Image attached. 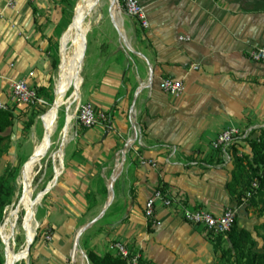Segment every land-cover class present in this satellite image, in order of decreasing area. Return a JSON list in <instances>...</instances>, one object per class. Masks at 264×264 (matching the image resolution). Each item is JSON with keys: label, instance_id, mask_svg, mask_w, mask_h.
I'll return each mask as SVG.
<instances>
[{"label": "crops", "instance_id": "0c3cea01", "mask_svg": "<svg viewBox=\"0 0 264 264\" xmlns=\"http://www.w3.org/2000/svg\"><path fill=\"white\" fill-rule=\"evenodd\" d=\"M8 1L0 0L2 102L8 100L13 82L24 80L32 87L48 89L55 73L50 67L57 34L52 19L58 0H23L15 9L8 8ZM138 1L150 26L144 29L131 17L145 32L134 46L135 51L140 50V54L136 52L134 79L142 83L137 113L145 130L135 152L138 160H152L157 168L140 165L132 196L135 213L115 231L112 240L140 252L142 260L150 264H218L221 251L217 238L185 222L177 207L159 205L157 217L162 225L149 228L144 205L162 180L166 191L181 196L190 209H203L215 216L228 208L238 214L245 212L231 201L226 189L233 165L223 166L211 143L227 129L264 126V64L251 57L253 51L264 47V0ZM132 32L125 29L126 34ZM91 44L94 61L85 64V104H93L97 114L114 115L112 130H127L120 109L126 68L120 57L102 52L98 37ZM165 78L182 81L184 94L174 98L164 93L160 83ZM240 152L251 155L248 143L241 145ZM128 166L131 169V159ZM238 224L251 231L241 216ZM61 236L55 244L62 249L40 252L35 264L67 262L69 238ZM94 242L92 249L98 256L111 252L117 257L116 250L107 249L109 241L103 250ZM228 246L225 239L223 247Z\"/></svg>", "mask_w": 264, "mask_h": 264}, {"label": "rangeland", "instance_id": "374dc122", "mask_svg": "<svg viewBox=\"0 0 264 264\" xmlns=\"http://www.w3.org/2000/svg\"><path fill=\"white\" fill-rule=\"evenodd\" d=\"M78 1L58 0L54 7L55 16L52 20L57 27V34L51 50L54 57L58 58L59 66L61 60L60 39L73 21ZM116 2L121 11L120 14L113 12L115 7L111 6V0H102L100 12L94 14L90 19V29L86 36L87 45L88 41L90 42L89 51L87 46L86 54L84 47L81 52L83 67L79 78L81 86L78 98L81 101L80 104L88 103L84 90L86 87L84 70L86 63L94 61V45L91 43L96 36L101 43L102 52L107 54L110 51L111 56L120 57L121 64L126 68V82L120 91L123 107L120 109L124 111V121L129 129L123 128L119 131L114 127V130H109L104 125L89 129L79 122L77 119L79 102L75 99L76 90L74 88L76 66L71 65L69 88L63 99V104L58 110V118L47 156L35 167L31 182L29 200L36 204V220L39 223L32 245L38 239L42 246L40 247L42 253L54 249L61 250L62 246L55 244L61 236V230H58L59 227L57 228L56 225L57 223L73 224V231L69 237L66 235V230L62 232L65 233L62 234L63 237L66 235L69 238L66 253L68 258L65 264H77L73 258L75 245H77L79 253L78 262L85 264H91L88 253H96L92 249L94 241H97L96 245L101 250L105 248L106 241H109L107 249L114 251L115 242L112 237L116 235L115 231L131 219L135 213L132 196L136 185V173L141 167L135 150L140 149L145 130L143 131L142 122L137 113V101L141 94L142 83L138 79L136 81L134 79L136 77V52L140 54V50L135 51L134 46L137 40L140 41L143 38L145 32L139 28L137 23L132 22V18L124 10V0H116ZM125 29H132V35L126 34ZM66 53L69 58L73 55V45L70 42L67 44ZM59 66L54 73L53 83L45 95L47 105L44 108L31 109L22 104H15L11 101V94L6 101L8 107L16 111L17 116L14 128L7 132L11 136V144L6 155L2 158L0 166V264L5 263L8 251L19 255L24 250L27 210L21 206L25 196L23 189L19 186L20 172L35 147L43 140L45 130L41 117L47 114L54 105ZM98 84L99 82L96 85ZM117 106L114 108V112L117 110ZM69 114H73L74 119L71 122L66 142L61 149L63 129ZM113 116L107 113L109 120H113ZM262 129L264 126L259 127L257 133L259 134ZM131 141L133 144L129 147ZM24 151L25 153L22 155ZM60 151H62L64 166L61 175L55 179V169L58 163L55 155ZM123 153H125L123 158L118 160V156ZM130 159L131 169L128 166ZM70 172L72 175L69 174ZM54 181V186L49 187ZM42 194L46 195L41 202H38L39 196ZM107 203L108 209L98 219ZM54 207L57 208L53 209ZM242 208L245 212L237 216L244 219L251 231L255 226L264 223V217H260L258 211L253 207ZM15 212H17V216L15 223H12L15 225V232L12 241L8 243L3 239L1 227L5 225L10 214ZM90 224H92L91 227L84 233L82 232L78 243L75 244L77 231ZM62 227L66 228V226ZM48 237H50L49 240ZM259 242L261 241L259 240ZM60 243L64 244L63 240ZM106 255L112 254L107 252L100 257ZM16 264H32L30 252L27 260H21Z\"/></svg>", "mask_w": 264, "mask_h": 264}, {"label": "built area", "instance_id": "2783aa9c", "mask_svg": "<svg viewBox=\"0 0 264 264\" xmlns=\"http://www.w3.org/2000/svg\"><path fill=\"white\" fill-rule=\"evenodd\" d=\"M23 0H9L8 8L15 9ZM218 2L219 0H210ZM124 10L126 13L139 21L144 29H149V22L146 16L145 8L138 0H124ZM254 61L264 64V47L259 48L251 53ZM197 69V67H194ZM11 92V101L15 104L43 108L47 105L45 99L38 95L37 89L30 86L26 81L13 82ZM160 89L174 98L181 97L185 92V86L182 81L165 78L160 83ZM9 107L6 102L0 101V110H7ZM77 119L86 128L92 129L99 125H104L107 129L112 130L105 114H97L90 104H80L77 109ZM259 127L241 130L232 128L222 131L211 143V148L218 154V159L223 166L232 164V150L237 148L240 152V145L248 143L252 137H257ZM139 164L143 167L157 168V163L152 160L139 157ZM253 188H257V182L253 183ZM164 208H179L182 218L185 222L193 227L201 228L212 237H226L231 231L237 219V210L228 208L221 216H215L203 209H190L179 195H171L168 191H156L145 203L144 216L147 226L158 228L162 222L157 217L158 206ZM48 240L50 237L47 238ZM117 256L130 264H139L141 258L140 252L132 250L122 242L115 244Z\"/></svg>", "mask_w": 264, "mask_h": 264}, {"label": "trees", "instance_id": "16d2710c", "mask_svg": "<svg viewBox=\"0 0 264 264\" xmlns=\"http://www.w3.org/2000/svg\"><path fill=\"white\" fill-rule=\"evenodd\" d=\"M58 58L51 56L50 71L55 72L58 69ZM51 83L53 80L51 79ZM38 95L45 99L47 88H36ZM47 102V101H46ZM31 109H41L30 107ZM44 108V107H43ZM107 117V114L104 113ZM108 123L111 125L107 117ZM16 122L15 111L11 108L0 110V166L1 160L6 155L8 147L11 144V136L7 132L14 128ZM251 149V155H244L237 148L232 150V180L226 185V189L230 195L231 201L235 202L237 208L251 206L258 211L260 217H264V129L260 131L257 137L248 140ZM257 182V188H253V183ZM166 184L160 180L157 191L165 192ZM57 204V203H56ZM55 206H58L56 205ZM57 207H54L55 209ZM234 209V208H233ZM236 210V209H235ZM60 234L66 230L69 237L73 231V224L57 223ZM66 226V228L62 227ZM60 227H62L60 229ZM152 228L151 226H148ZM255 233V234H254ZM254 233L241 229L238 224V216L234 226L226 237L219 236L217 238V248L221 251V257L218 264H264V223L255 226ZM228 240L230 246L223 247L224 240ZM259 240L261 242H259ZM42 247L38 239L31 246L30 255L32 264H35L37 256L40 255ZM38 248V249H37ZM88 259L91 264H130L128 261L120 257L106 255L98 256L94 252L88 253ZM139 264H150L140 260Z\"/></svg>", "mask_w": 264, "mask_h": 264}, {"label": "bare ground", "instance_id": "6f19581e", "mask_svg": "<svg viewBox=\"0 0 264 264\" xmlns=\"http://www.w3.org/2000/svg\"><path fill=\"white\" fill-rule=\"evenodd\" d=\"M101 2L102 0H79L75 7L73 21L68 26L67 30L64 32L61 38V66L60 76L58 78L57 89L55 93V102L51 110L41 117L45 130L43 140L35 147L33 153L27 159L25 165L23 166L20 172L19 186L21 187V189H23L25 196L21 206H24L27 210L24 235V250L19 255H15L12 251H8L4 264H16L21 260L28 259V247L32 245L35 238L36 228L39 225L38 221L36 220V204L29 200V198L31 197V182L33 178L34 169L38 164H40V162L45 158V156H47V150L49 148V145L51 144V137L58 118V110L63 104V99L69 88V68L71 67V65L76 66V76L74 78V88L76 90L75 99H77L76 101H78V104L80 105L81 101L78 97L81 81L79 78L83 67V56L81 55V52L84 47V38L85 36H87V31L90 29V19L94 16V14L100 12ZM111 4L112 7H115L117 13L120 14L121 11L117 3H114L113 0H111ZM68 29L70 30L68 31ZM69 42L73 45V55L70 58L66 53L67 44ZM73 119L74 115L69 114L66 126L63 129V137L60 147L61 149L66 142V137ZM132 144L133 141L130 142L129 147ZM124 154L125 153L120 154V156H118V160L123 158ZM55 159H57L58 161L57 167L55 169V179H57L61 175L62 168L64 166L62 151L55 155ZM54 184L55 181L52 182L49 187H53ZM45 195L46 194H42L41 196H39L38 202H41V200L44 199ZM106 207L108 209V203L105 205L103 211L106 209ZM18 210H20V208H18ZM17 212H15L14 214H10V217L7 219L5 225L1 227L3 239L8 243L12 241V237L15 232V225L12 223L15 221ZM83 228L77 231L75 237V244L78 243L80 236L83 232ZM76 246L77 245H75V250L73 251V258L76 260L77 264H85L84 262H78L77 259L79 253L78 248Z\"/></svg>", "mask_w": 264, "mask_h": 264}, {"label": "water", "instance_id": "95a60500", "mask_svg": "<svg viewBox=\"0 0 264 264\" xmlns=\"http://www.w3.org/2000/svg\"><path fill=\"white\" fill-rule=\"evenodd\" d=\"M113 2H114V3H117L116 0H113ZM69 30H70V29H68V31H69ZM68 31H67V32H68ZM87 46H88V45H87V38H86V36H85V38H84V51H85V54H86V51H87ZM84 56H85V55H84ZM50 190H51V189H50ZM106 210H107V207H106V209L102 212V214L100 215V217H99L98 219H100V218L104 215V213L106 212ZM98 219H97V220H98ZM91 225H92V224L85 226V228L82 229L83 233H84L86 230H88V229L91 227ZM30 247H31V245L28 247V253L30 252Z\"/></svg>", "mask_w": 264, "mask_h": 264}]
</instances>
